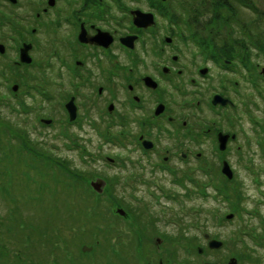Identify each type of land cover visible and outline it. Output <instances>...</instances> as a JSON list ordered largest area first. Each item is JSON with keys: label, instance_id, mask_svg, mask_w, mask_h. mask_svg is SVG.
Masks as SVG:
<instances>
[{"label": "rangeland", "instance_id": "rangeland-1", "mask_svg": "<svg viewBox=\"0 0 264 264\" xmlns=\"http://www.w3.org/2000/svg\"><path fill=\"white\" fill-rule=\"evenodd\" d=\"M34 1L32 0V2ZM170 1L172 5H177L178 0ZM254 1L264 8V0ZM39 2L40 0H38ZM127 2L132 5L138 3L142 8L149 7L148 0H127ZM20 7H23V5ZM22 11L23 9H20V15H23ZM14 14H16V11ZM248 14H243L241 18L246 19ZM159 19H157V26L154 30L158 31L160 38H164L168 35V32L163 27H169V22L163 18ZM42 41L40 40L42 44L47 43L45 37ZM176 42L177 44L181 43V41ZM190 48L196 47L190 42ZM36 51L37 66L27 71L26 78H22L23 85H32L34 80H39L40 84L48 89L61 77L65 84L64 89L70 91L71 86L65 78L67 74L61 71L59 67L52 69L53 67L48 68L46 66L45 70L47 72L45 75L42 74L43 64L46 62L44 53L49 52L48 47L45 45L43 47L39 46ZM113 52L118 54L119 50L116 49ZM180 55L184 62L191 61L189 60V52L182 51ZM144 56L149 57L148 55ZM147 59L151 60L152 58ZM258 61L262 63L257 72L262 75L264 59L260 58ZM198 62L203 63L201 60H198ZM2 63L4 66L5 63ZM53 64L58 65L57 62H53ZM6 75L10 81L13 80L12 74L7 73ZM233 75V81L238 80L243 83V86L239 88L242 90V95L238 93L236 95L237 99L235 98L239 102V106L233 111V126L231 127L226 123L223 128L238 134L239 143L237 145L245 147L244 152L249 158V160L241 161L238 158L239 153L236 155L238 152L236 149L230 158V164L234 171L237 172L236 179L243 184L249 196L247 207L252 213L248 215L253 216L254 219L252 220L253 228L248 233L243 230L239 238H231L234 230H241L240 222L243 221V217L238 216L237 224L232 221L233 219L231 221L223 219L227 214L231 213L229 206L221 201L222 197L216 196L215 187H213L209 178V169H206V172L200 170V168L197 169L199 164L193 163L196 161L195 158L187 160L189 163L186 164L180 158L179 151L170 162V178L167 175L169 171L151 163L154 158L142 159L141 150H139L140 148L134 139L137 131L134 130L135 126L132 125L130 118V124L128 122L121 125L120 122L119 124L117 122V126L109 127L112 136L114 134L119 135L124 130L125 141H122L124 138L116 140L105 137L104 132L107 126L103 121L102 113L98 109H92L89 112L83 110L81 122L77 126L71 127L70 132L65 135L57 127H55L56 129L47 130L42 128L39 123H35L38 117L41 116V112L34 110L38 105H46L48 107V111L45 112L46 116L54 115V110H58L59 105L57 104H60L61 100L57 93H51L49 89L44 92L41 91L45 96L52 95L53 99L51 101H47L38 92L31 97H26L25 95L23 96L24 101L29 109H24L12 101L13 95L10 96L12 97L11 101L7 99L9 86L0 85V113L11 118L18 127L27 131L31 139L35 143H39L40 148L44 147L60 158L71 160L74 165L84 171L88 168L94 169L100 176L95 178L105 180L104 191L109 184L108 180H110L114 182L111 185L115 190L114 192H116V194L113 193L114 197H117L116 195L120 196L134 209L138 207L144 208L141 209L144 211L143 225L141 221L138 224L132 218L122 219V222L118 219L113 220L114 218L108 216L109 220L107 219V221H111L112 224V226L108 224V228L113 227L120 231L124 228L128 231V234L126 233L127 231L124 232L123 230L122 233L124 235L118 233L117 236L111 232L109 234L106 232L104 235V233L96 232L99 236H92L90 232L97 230L98 222L92 219V212L87 210L88 207L90 208L88 199L84 198L87 195L77 193V195H72V198L69 199L70 193H67V190H64L61 184H57L52 179L53 174L56 172L55 169L47 166L46 168L50 170L48 173L50 177H44V172L31 163L32 159L27 154H23L22 158H18L19 154L13 151L10 153V157L12 161H16L9 166V170L10 176H14L13 179L15 180L10 183V197L2 198L0 196V243H6L13 249V251H10V255L19 254L32 258L36 264H55L57 260H59V264H158L162 259L166 263H170V257H172V261L175 260L174 256L170 255V251L176 250V252L181 254L182 259L183 253H187L191 248L188 246L187 239L180 237L179 233L183 226V231L187 234L186 237L196 236L199 238L198 241L201 245L200 247L204 249L203 252L208 250V241L206 242L204 234H207L210 240L211 238H217L224 243L225 240L227 242L220 250L214 251V253L209 252L210 256L207 254L206 256L203 253L202 257H199L200 261L208 260L211 263L232 264L235 260L239 264H251L250 262L240 263V259L232 255V247L244 242L254 248L257 252L255 255L259 253L258 257L260 259L263 258L264 144L261 136L263 134L262 131H264V93L261 95L257 92L254 89V85L252 86L245 77L243 78V76L237 74ZM3 80L6 81V78ZM37 85L40 86L39 84ZM55 87H57V84ZM53 104L56 105L54 110L52 108ZM41 107L43 108V106ZM13 108L18 111L13 110ZM205 109L206 111L201 112L204 115L199 116L204 118V125L209 122L211 116L207 113V108ZM119 114L120 110L115 115L118 116ZM197 122L193 119L191 121V126L195 127L196 130L199 129L196 125ZM60 128L63 129L64 127L60 126ZM257 134H261V136ZM174 135L178 140L183 138L178 129H174ZM248 142H250V145H248ZM173 145L177 146L178 144L173 143V140L170 139V147H173ZM84 147L85 154L82 155ZM200 150H204L211 155L212 152L214 153L213 143L210 142L207 147ZM106 156L112 158L113 162H109ZM92 159H96V161ZM84 160L88 161V163L90 162V164H86ZM216 160L218 164L220 163L219 165H222L218 159ZM190 167L196 169L193 172V178L196 181L186 179L185 184L187 183V186H191V184L196 186L199 189L196 192L200 193L202 188L206 186V192L209 196L206 197V194H200L199 196L186 197L189 189L176 182L179 179L184 181L182 177L187 169L188 171L190 170ZM174 170L177 171L174 172ZM133 174H138L136 178H140V181L135 182L132 178ZM116 177H118L117 182H115ZM2 179L4 178L0 177V183ZM198 182L202 183L198 184ZM158 184L161 187H164L163 185L170 186V198L158 194ZM198 185H201V187ZM77 197L83 199L80 205L76 200ZM64 199L65 202L63 203ZM70 201L74 204V208L68 210ZM64 204L69 212H64L67 211L64 209ZM12 207H14L13 210ZM16 207H18L17 212L14 210ZM109 207H111L110 204ZM113 208L116 210L117 206L112 207L110 213L112 210L114 212ZM256 209L259 213H256ZM22 215L25 216L28 223H23ZM221 216L223 223L219 224ZM246 217L249 218V216ZM152 218L158 221L153 222ZM132 224L134 226L131 227ZM145 224L146 228H152L154 225L158 227V234L157 236L151 235L153 239L151 245L144 244L140 249L138 241L136 242L135 240V232L138 228L143 230ZM106 226L103 225V229H106ZM253 229L256 231L254 232ZM109 235L112 237L111 241L108 240ZM170 235L174 237L176 243L175 246L174 243L172 244L174 247H172L173 251L172 249L170 250L169 239L165 238V236L169 238ZM158 237L162 238V241L158 242ZM259 241L263 244L262 248L259 246ZM90 247L94 248L90 250L93 251V254L88 253L86 250L83 251L84 248ZM56 248L58 249L55 250ZM113 248L118 249L123 254H121V259L120 255L114 254Z\"/></svg>", "mask_w": 264, "mask_h": 264}, {"label": "flooded vegetation", "instance_id": "flooded-vegetation-1", "mask_svg": "<svg viewBox=\"0 0 264 264\" xmlns=\"http://www.w3.org/2000/svg\"><path fill=\"white\" fill-rule=\"evenodd\" d=\"M1 1L0 45L4 50L0 51V85L9 86L7 99L11 101L10 96L13 95L12 101L16 102L25 95L30 97L29 90H48L39 80H34L32 85H23L14 79L10 81L6 75L11 74L13 70L21 75V79L26 78L27 71L37 66L35 53L39 46L45 45L49 50L44 53L46 62L43 64L42 74H46V66L53 67L52 69L59 67L67 74L65 78L71 86L70 91L64 89L65 84L61 77L50 86L53 89H49L51 93L60 96L61 114L38 117L37 121L39 120L43 127H66L68 122L77 126L82 120L83 110L89 112L98 109L106 116L115 115L120 110L119 116L130 118L135 126L134 130L137 132L134 137L142 157L154 158V166L167 171L179 151L183 160L197 158L202 161L206 155L205 149L197 151V145L194 150L187 141L189 149L180 146L181 148L172 150L170 134L174 135V129L182 130L194 144L199 140L197 132H201L200 148L203 149L212 142L215 150L214 160L220 157L223 162L229 151L239 150V146L232 147L237 143V138L230 137L226 151H220L219 133L230 136L235 134L224 129L223 124L232 126L233 111L239 106L236 95L240 94L239 87L243 86V83L239 85L238 81H231V76L236 70L220 63L212 60L200 63L194 59L184 62L180 58V53L184 51V42L176 47L174 39L171 43L166 42L168 38H174L170 36L173 30V26H170V2L166 7L169 27H163L168 35L160 38L158 31L154 29L157 19L160 20L163 14L156 13L150 7L143 10L127 0H41L39 3L38 0H17L15 4ZM21 5L23 7H20ZM20 9H23V15H20ZM137 9L153 12L156 24L146 29L137 28L133 16V11ZM2 10L7 12L6 17ZM44 37L46 44L40 42ZM128 37H133V43L131 41L126 44L123 41ZM28 45L31 46L28 49L31 62L24 63L21 59L22 50ZM116 49L119 50L118 54L113 52ZM52 59L58 65H54ZM2 62L5 63L4 66ZM215 96L229 99L235 105H214ZM71 101L77 114L73 122L70 121L71 116L67 110ZM205 108L211 115L207 127L203 126V119L199 117L202 116V111H206ZM39 110L43 112L44 106H40ZM192 119L196 122L199 120L196 123L199 129L191 126ZM180 133L184 137V134ZM146 142L150 147L144 146ZM167 175L170 178V173ZM158 186V194L170 198V186ZM157 228H147L149 236H146V243L153 241L151 235L157 236ZM137 230L138 240L142 242L141 232H144L145 228ZM204 238L209 243L210 239L206 234ZM166 239L170 240V250L173 251L174 237L170 235L169 238L166 236ZM160 240L162 241V238L158 237L157 241ZM189 251L183 253L182 259L181 254L170 251L175 260L172 261L170 257V263L162 259L158 264H224L200 261L199 257H202L203 253Z\"/></svg>", "mask_w": 264, "mask_h": 264}, {"label": "trees", "instance_id": "trees-1", "mask_svg": "<svg viewBox=\"0 0 264 264\" xmlns=\"http://www.w3.org/2000/svg\"><path fill=\"white\" fill-rule=\"evenodd\" d=\"M86 1L90 2L91 0ZM149 2L154 9H157V12L163 14V16L167 18V5L162 3L160 0H149ZM0 5H2V1L0 2ZM2 11L4 13V16L6 17L7 12L4 10ZM245 13H249L247 15V18H241V16H243V14ZM170 24L176 26V28H173L172 33L174 35H181L183 37L184 48L188 47L189 49L190 42L195 45L196 48H194L193 51L197 56L196 59H201V61L203 62L212 60L214 62L225 65L226 67H230L233 70H236V73L243 76V78H250L252 86L254 85V89L261 95H263L264 73L262 72L261 75L257 72V70L262 63L261 61H258V59H264V8L257 4L254 0H178L177 5H174L173 10H170ZM14 33L16 34V32ZM253 53H255V55H253ZM10 73L12 74V77L16 82H23L20 77L21 75L16 74L13 70H11ZM232 76L234 75L232 74ZM232 76L231 81H233ZM228 77H230V75H228ZM238 82L240 85L241 81ZM239 91L240 95H242V90L240 89ZM28 94L30 96L35 95L33 90H29ZM16 102L24 109H29L24 101V97H21V99ZM37 108L38 106L34 110H37ZM44 109L45 110L43 112L38 110L39 112H41L40 117L44 116L45 112L48 111L46 110L48 109L46 105L44 106ZM54 114H61L60 106H58L57 111L54 110ZM113 118L115 119V115H113ZM35 123H37V121ZM106 123H108V120H106ZM112 123H114V120L111 121L110 124ZM71 127H74L73 123L68 122L66 127H64L63 129H61L60 127L57 128L59 130H62L61 133L66 135L70 132L69 130L71 129ZM45 129L50 130V128ZM52 129L56 128L53 127ZM107 130L109 131V129ZM178 130L184 134V137L180 141H177V139L175 138L173 139V143L175 142L178 145H173L172 150L178 147H185L186 149H189L186 143L187 141L190 142L189 145L193 147L194 150L198 145V150L201 151V141H199L202 137L201 132H197V138H199V140L197 139V144H194L195 142L193 143L192 139H190L188 135H186L182 130ZM262 133L263 137L261 136V134L257 135L263 138L264 144V131H262ZM195 140L196 138H194V141ZM238 143L239 141L237 139V144ZM248 145H250V142H248ZM242 146H240L241 150L238 151L236 155H238L239 153L238 158L241 161L249 160V158L245 154L246 152H244L245 147L243 146L242 148ZM85 147L82 150L84 152ZM13 151L19 154L18 158H22L23 154H27V156L32 159L31 163L41 169L42 172H44V177H50V175L48 174L50 170L46 168L47 166L55 169L56 172L53 174L52 179L57 184H61L63 189L67 190V193H70V195L68 196L69 199L72 198V195H77V193L87 195L84 197L88 199L90 204V208L88 207L87 210L92 212V219L98 222L97 230H95V232H90L92 236L98 237L99 234L96 232L104 233V235L106 234V232H108V234L109 232H114L118 236V233L120 232H117V230L115 229H108V216L113 215L108 210L107 204L112 203L107 202L104 196L105 194L99 195L90 192L91 188L89 187V180L97 176L98 172H95V170L92 168H88L84 171L81 168H78L77 165H74L71 160L60 158L56 156L52 151H49L44 147L40 148L39 143H35L31 139L27 131L18 127L15 122L11 120V118L0 113V177L4 178L0 183V196L2 198L10 197V183H13L15 180L13 179L14 176H10L9 170V166L16 161H12L10 157V153ZM233 151V149L229 151L228 157L226 158V160H229V162ZM205 154L206 155L204 156V159L197 166V169H209V178L211 184L213 185V187H215L216 196L222 197L221 201L228 204L229 211L235 215L233 221L237 224L238 216L243 217V221L240 222L241 230H234V232L232 233L231 238L237 239L239 238V236H241L240 234L243 230L248 233V231L252 230L253 228L252 220L254 219V217L248 215L252 213V211L250 212L247 207L249 196L247 195L243 184L236 179L237 172L234 171V177L232 181L228 180L221 172L222 165H219L220 163L218 164L217 160L213 159V157H215V151L214 153L212 152L211 155L206 152ZM223 155H225V153H223ZM92 160L96 161V159ZM85 163L90 164V162L88 163V161H85ZM190 170L188 171L187 169V171L184 173V176L182 177L184 178V181H182L181 179L182 185H184L185 188L189 189L186 197H191L192 195L199 196L200 193L196 192L198 190L196 186H193L192 184L191 186H187V184H185L186 178L192 176L191 173H193L196 169H194V167H190ZM137 176L138 174H133L132 176V178H134L136 182H138L139 179L136 178ZM200 176L202 175L200 174ZM117 179L118 177L115 178V182H117ZM113 183L114 182L110 181L107 189L110 197H112L114 203L113 205L127 207L131 210V213L134 216L136 222L139 224L141 221V223L143 224L142 217L144 216V211L141 210L142 208H140L139 210L142 213H139L136 209H133L131 206H129L123 198H120V196L116 195L117 197H114L113 193L116 194V192H114L115 190L113 186H111ZM200 183L202 182H198V184ZM198 186L201 187V185ZM205 187L206 186L202 188L201 195L206 194L207 197L209 195L207 194ZM76 200L80 205L83 199L77 197ZM64 202L65 199L63 200V203ZM73 205L74 204L72 203V201H70L68 204V210L74 208ZM66 207L67 206H65L64 204L65 210H67ZM13 208L14 207H12V210ZM14 210L17 212L18 207H16V209ZM68 210L64 212H69ZM255 211L256 213H259L257 209ZM246 216H249V218H247ZM152 219L153 222L157 221L155 218ZM22 220L23 223L27 222L24 215H22ZM103 225H107L106 229H103ZM183 229L184 228L182 226L179 233L181 235L180 237H185L191 246H197L199 244L197 239L198 237H186L187 234L185 233V231H183ZM155 230L156 229H154V231ZM253 231L255 232L256 230L253 229ZM141 233V239L143 242L141 247H143L145 240H148V237L146 236H149L147 234L148 229L146 228V226L144 232ZM122 234L123 233H121V235ZM173 242L174 245H176L175 241ZM259 246L261 248L263 246L260 241ZM232 248V255L239 258L240 263L250 262L251 264H264V257L260 259L258 257L259 253L255 255V253L257 252L249 244L245 242L238 243ZM57 249L58 248H56L55 250ZM10 251H13V249L8 244L3 242L0 243V264H36V262H34L32 258H27L26 256L19 254H16L15 256L10 255Z\"/></svg>", "mask_w": 264, "mask_h": 264}, {"label": "water", "instance_id": "water-1", "mask_svg": "<svg viewBox=\"0 0 264 264\" xmlns=\"http://www.w3.org/2000/svg\"><path fill=\"white\" fill-rule=\"evenodd\" d=\"M8 2H11V3H17V0H7ZM163 1H167V0H163ZM135 14V18H134V23L136 26L138 27H148L150 26V24H153L154 23V16L153 14H150V13H143L142 11L138 10V11H135L134 12ZM126 44H129L131 41H133V37H128L126 39L123 40ZM31 46H25V49L22 50V56H21V59L24 63H30L31 62V59L30 57L28 56V49L30 48ZM4 48L3 46L0 45V51L3 52ZM147 82V81H146ZM148 84V83H147ZM221 102L223 105L226 104V102H228L227 100L223 101L221 100V97L219 96H216L215 99H214V103L217 104L218 102ZM67 108L70 112V116H71V119H75L76 117V107L73 105V101H71L68 105H67ZM222 135V134H221ZM227 136H220V142H221V150H224L225 149V145H226V141H227ZM148 143H146L147 145ZM147 147H150L147 145ZM222 172L223 174L228 177V179H233V172H232V169L231 167L229 166V164L227 162L224 163L223 165V169H222ZM100 185V183L98 184H94V187L97 188L98 186ZM120 213H123L122 210L119 211ZM229 218H232V215L229 216ZM222 246V242H219V241H216V240H213L210 242L209 244V247L211 249H219L220 247ZM90 251L91 249L89 248H84L83 251ZM234 264H237V263H234Z\"/></svg>", "mask_w": 264, "mask_h": 264}]
</instances>
